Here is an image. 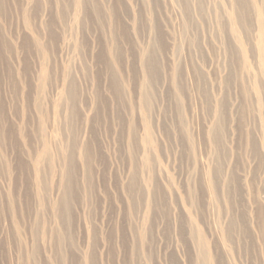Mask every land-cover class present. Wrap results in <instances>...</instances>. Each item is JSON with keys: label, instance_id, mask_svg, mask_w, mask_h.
I'll return each mask as SVG.
<instances>
[{"label": "rangeland", "instance_id": "1", "mask_svg": "<svg viewBox=\"0 0 264 264\" xmlns=\"http://www.w3.org/2000/svg\"><path fill=\"white\" fill-rule=\"evenodd\" d=\"M0 264H264V0H0Z\"/></svg>", "mask_w": 264, "mask_h": 264}, {"label": "bare ground", "instance_id": "2", "mask_svg": "<svg viewBox=\"0 0 264 264\" xmlns=\"http://www.w3.org/2000/svg\"><path fill=\"white\" fill-rule=\"evenodd\" d=\"M262 12H263V11H262ZM261 24H262V23H261ZM186 27H187V26H186ZM146 62H148V61H146ZM147 91H148V89H147ZM149 132H150V131H149ZM53 141H54V139H53ZM47 149H48L47 152H49V149H50V148L47 147ZM49 154H50V153H49ZM49 154H48V155H49ZM46 155H47V153H46ZM89 161H90V159H88L87 161H85V163L87 164V166H90L89 164H90L91 162L89 163ZM87 162H88L89 164H88ZM90 167H91V166H90ZM90 167H88L87 170H89ZM37 169H38V168H37ZM91 170H92V168H91ZM89 172H90V170H89ZM88 174H89V173H88ZM90 175H91V174H90ZM65 178H66V176H65ZM89 178H90V177H89ZM85 179H86V178H85ZM87 179H88V178H87ZM91 179H92V178H91ZM91 179H90L89 183L91 182ZM64 180H65V179H64ZM89 183H88V184H89ZM63 184H64L65 186H67V183L65 184L64 181H63ZM64 185H63V186H64ZM92 185H93V184H92ZM86 187H87V186H86ZM88 187H89V185H88ZM64 188H65V187H64ZM64 188H62V190H63ZM66 188H67V187H66ZM91 188H92V187H91ZM59 190H60V189H59ZM88 190H89V188H88ZM61 192H62V191H61ZM66 192H67V190L64 191V194H65ZM62 193H63V192H62ZM66 194H67V193H66ZM64 200H65V201L67 200V196H66V199H65V197H64ZM64 200H63V201H64ZM65 203H66V202H65ZM65 203H64V204H65ZM60 204H61V203H60ZM64 204H61V205H64ZM142 234H143V233H142ZM139 235H140V234H139ZM140 236L142 237V235H140ZM140 236H139V237H140ZM139 237L136 236V238H139ZM141 237L139 238L140 240H141ZM142 238H143V237H142ZM139 239H136V240H139ZM142 240H144V238H143ZM136 242H137V241H136ZM143 243H144V242L140 243V245L143 244ZM137 244L139 245V243H137ZM142 246H143V245H142ZM138 247H139V246H138ZM142 248H143V247H142ZM135 249H136V248H134V250H135ZM134 250H133V251H134ZM136 250H137V249H136ZM138 251H140V249H138ZM138 251H137V252H138ZM137 252H136V253H137ZM141 252H142V251H141ZM133 253L135 254V252H133Z\"/></svg>", "mask_w": 264, "mask_h": 264}]
</instances>
